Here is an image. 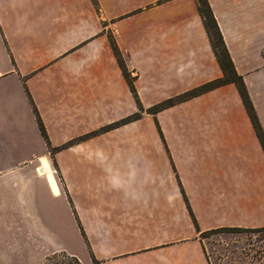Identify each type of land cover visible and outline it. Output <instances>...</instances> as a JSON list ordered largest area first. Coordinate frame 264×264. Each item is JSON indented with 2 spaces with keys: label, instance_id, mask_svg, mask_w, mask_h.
<instances>
[{
  "label": "crops",
  "instance_id": "1",
  "mask_svg": "<svg viewBox=\"0 0 264 264\" xmlns=\"http://www.w3.org/2000/svg\"><path fill=\"white\" fill-rule=\"evenodd\" d=\"M207 1L264 134V0ZM112 40L145 112L102 132L139 112ZM222 76L195 0H0V264H213L202 233L263 228L236 86L147 111Z\"/></svg>",
  "mask_w": 264,
  "mask_h": 264
},
{
  "label": "trees",
  "instance_id": "2",
  "mask_svg": "<svg viewBox=\"0 0 264 264\" xmlns=\"http://www.w3.org/2000/svg\"><path fill=\"white\" fill-rule=\"evenodd\" d=\"M195 3H196L198 14L201 17L205 31L208 35L212 50L214 52V55H215L219 65L221 67L223 76L220 79H217V80L212 81L210 83L204 84V85H202L196 89H193V90H191V91H189V92H187L181 96H178L177 98L167 100V101H165V102H163L157 106H154V107L148 109V113L155 115L164 109L172 107V106L179 104L181 102L187 101L190 98L198 96L204 92H207L209 90H212L214 88L220 87V86L228 84V83H233L238 90V93L241 97L243 105H244V107L248 113V116L250 118L252 126L256 132L258 140H259V142L262 146V149L264 151V134H263L262 128L260 126V123H259L258 118L256 116V113L254 111V108L252 106V102H251L250 97L248 95L247 89L244 85L243 79H242V77L238 76L234 70V67H233L232 62L230 60V57L228 55L227 49L225 47L222 35H221L220 30L217 26L216 20L212 14V11H211V8L208 4V1L207 0H195ZM111 43H112L115 55L119 61L121 69L123 71V74H124L128 84L131 88V91L133 92L135 97L138 99L139 109L141 111H143V107L140 104V101H139V98L137 96V92L135 89L134 83H135L136 77H133L132 73L127 68L125 61L122 57V54H121L120 50L118 49V47L116 46L115 42L112 40ZM34 111L36 114V118L38 121L39 128L41 130V133L49 144V140H48V136H47L45 126H44V124H43V122H42V120H41V118H40L35 107H34ZM139 118H140V114H136V115L131 116L125 120H122L120 122H117L111 126L104 128L102 130V132L112 130L116 127H119L121 125L129 123L131 121H135ZM159 129H160V127H159ZM49 147L53 152L56 150V149H53L50 144H49ZM193 222L195 224V227L197 228V225H196L194 218H193ZM219 231L263 232L264 227L258 228V229H217V230H212V231H209L206 233H214V232H219ZM206 233H202L201 235L206 234Z\"/></svg>",
  "mask_w": 264,
  "mask_h": 264
},
{
  "label": "rangeland",
  "instance_id": "3",
  "mask_svg": "<svg viewBox=\"0 0 264 264\" xmlns=\"http://www.w3.org/2000/svg\"><path fill=\"white\" fill-rule=\"evenodd\" d=\"M144 112L139 109L137 114L141 118ZM201 239L213 264H264V231H219L203 234ZM64 264L77 263L66 260Z\"/></svg>",
  "mask_w": 264,
  "mask_h": 264
}]
</instances>
